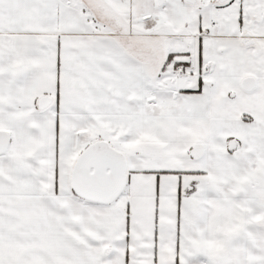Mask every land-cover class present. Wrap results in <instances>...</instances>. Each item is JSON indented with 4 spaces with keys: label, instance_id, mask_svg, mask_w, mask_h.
<instances>
[{
    "label": "snow or ice",
    "instance_id": "6c2138e0",
    "mask_svg": "<svg viewBox=\"0 0 264 264\" xmlns=\"http://www.w3.org/2000/svg\"><path fill=\"white\" fill-rule=\"evenodd\" d=\"M0 264H264V0H0Z\"/></svg>",
    "mask_w": 264,
    "mask_h": 264
}]
</instances>
